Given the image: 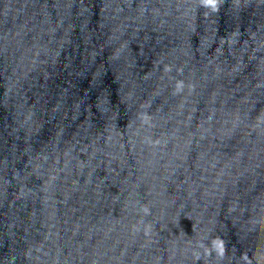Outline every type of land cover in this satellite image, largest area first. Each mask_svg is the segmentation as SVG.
Masks as SVG:
<instances>
[{"label":"water","instance_id":"water-1","mask_svg":"<svg viewBox=\"0 0 264 264\" xmlns=\"http://www.w3.org/2000/svg\"><path fill=\"white\" fill-rule=\"evenodd\" d=\"M0 264H264V0H0Z\"/></svg>","mask_w":264,"mask_h":264},{"label":"clouds","instance_id":"clouds-1","mask_svg":"<svg viewBox=\"0 0 264 264\" xmlns=\"http://www.w3.org/2000/svg\"><path fill=\"white\" fill-rule=\"evenodd\" d=\"M207 3H212V0H206Z\"/></svg>","mask_w":264,"mask_h":264}]
</instances>
